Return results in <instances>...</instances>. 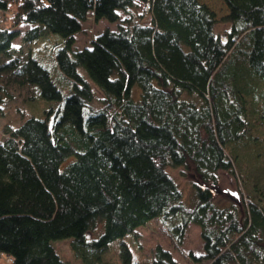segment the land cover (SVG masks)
<instances>
[{
    "label": "trees",
    "instance_id": "trees-1",
    "mask_svg": "<svg viewBox=\"0 0 264 264\" xmlns=\"http://www.w3.org/2000/svg\"><path fill=\"white\" fill-rule=\"evenodd\" d=\"M223 2L219 32L201 0H0V103L10 81L36 98L0 140L5 264H67L62 238L83 264H181L162 244L136 252L155 218L177 246L199 226L195 263L264 264V0ZM120 11L127 25L73 48L89 13L117 22ZM49 32L63 40L49 63L57 82L31 48ZM178 166L195 176L189 202ZM239 170L253 192L241 189L242 207L218 203L220 172Z\"/></svg>",
    "mask_w": 264,
    "mask_h": 264
},
{
    "label": "rangeland",
    "instance_id": "rangeland-1",
    "mask_svg": "<svg viewBox=\"0 0 264 264\" xmlns=\"http://www.w3.org/2000/svg\"><path fill=\"white\" fill-rule=\"evenodd\" d=\"M206 2L211 8L216 11L217 14V23L216 30L219 32L227 31L230 23L227 21H222V17L227 13V8L223 0H201ZM137 14L141 13L140 11L136 12ZM121 19L117 22H110L105 19H101L99 21H95L93 15L89 13L88 17L85 21L82 22V30L75 34V43L73 48L80 49L83 47H87L91 45L92 39L95 38L98 34L103 32L106 28L117 29L120 23L127 25L126 18L130 16L123 11H120ZM0 12V23L2 21ZM138 19L144 22L150 21V15L144 14L142 16H138ZM31 25L24 24L20 26L22 32H24ZM39 41V42H38ZM21 37L15 39V43H21ZM37 44L33 43L31 46L32 53L38 58L40 62H42L46 67H48L51 71L53 78L56 80L55 71L53 67H50L51 56L55 57V49L57 48L60 42H63L62 36L49 32L46 37L38 39ZM57 43V45H56ZM20 48L21 52L27 54L28 44L23 43ZM5 60V59H2ZM1 60V61H2ZM6 74L3 75L0 73V78L6 79ZM4 82V80L2 81ZM57 82V80H56ZM8 92L12 93V98L1 102L0 106V140L5 136V128L9 126H18L23 119L29 114V110L32 105H28V100L36 99L35 97V89L33 86H19L14 82L10 81L6 84ZM97 91V97L100 96L101 92L95 87ZM97 100L95 101L96 104ZM42 100L38 99V104H41ZM170 173L174 176L179 186L183 190L184 198L187 202L191 201L193 198V181L194 174L191 170H189L185 166L178 167H169ZM242 173L239 170V176L236 178L233 177L230 173L226 171L220 172L219 183L214 186V192L216 196V200L220 204H228L231 202H235L239 204V207H242V199H241V189L244 190L243 195L245 194V190H250L253 192L254 180H250L248 175V170ZM243 175L247 181L243 180ZM239 178V179H238ZM259 186V185H258ZM264 190V186H263ZM139 241L141 245V251L136 249V252L142 255L150 256L153 253L154 248L158 244H162L163 246L172 250L174 256L180 260L181 264H201L193 262L187 255V252L193 251L196 254L203 252V240L200 235V228L198 225L191 223L188 225L185 240L180 246H177L172 235L169 233L167 228L165 227L163 221L160 218H155L150 220L147 225L141 226L139 228ZM128 239V237H127ZM67 239H57L53 241L54 245L57 247L58 252L62 254V256L66 259L67 264H83L82 260L74 258L69 244L67 243ZM118 240L113 242L115 244ZM130 244L133 248L136 247L135 243L132 242V239H129ZM111 254V253H110ZM113 255V254H112ZM8 262V257L5 255L0 256V264H5Z\"/></svg>",
    "mask_w": 264,
    "mask_h": 264
}]
</instances>
